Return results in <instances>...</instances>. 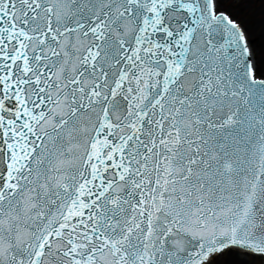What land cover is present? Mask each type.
Returning a JSON list of instances; mask_svg holds the SVG:
<instances>
[{
	"label": "snow or ice",
	"instance_id": "obj_1",
	"mask_svg": "<svg viewBox=\"0 0 264 264\" xmlns=\"http://www.w3.org/2000/svg\"><path fill=\"white\" fill-rule=\"evenodd\" d=\"M0 264H264V0H0Z\"/></svg>",
	"mask_w": 264,
	"mask_h": 264
}]
</instances>
